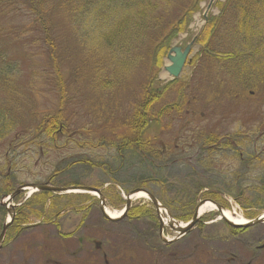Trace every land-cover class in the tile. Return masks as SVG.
I'll use <instances>...</instances> for the list:
<instances>
[{
	"label": "rangeland",
	"instance_id": "1",
	"mask_svg": "<svg viewBox=\"0 0 264 264\" xmlns=\"http://www.w3.org/2000/svg\"><path fill=\"white\" fill-rule=\"evenodd\" d=\"M48 3L51 5L53 1L49 0ZM227 4L228 0H197V9L190 15L192 20L188 27L172 36L170 50L176 46L184 49L198 38L179 78L174 80L164 70L169 65L167 56L170 51L163 58L162 65L155 68L157 79L154 84L157 92L161 94V89L168 88L167 92L160 95L162 99L156 108L171 107L173 111L175 108L183 111H171L162 120L161 126L158 123L153 126L149 124L144 138L153 145L165 144L171 148L177 145L178 138L189 140L192 132L198 130L228 138H233L241 131L249 134L250 142L256 140L254 131L264 122V54L256 57L251 65L244 59L243 68L240 69L239 65L240 70L234 73L225 70L219 72L217 66L220 65L216 58L204 54L209 49L208 44H211L210 50L215 45L213 49L216 48L218 52L233 51L227 25L233 23L234 16L228 13ZM8 10L11 9L0 7V57L5 58L6 64L11 66L10 74L7 75L8 86L0 90V103L6 107L7 113L10 111L8 116L17 118L18 123L0 147V164L5 162L7 154L13 160L10 178L12 184L17 185L13 189L32 183L45 184L59 172L51 181L57 187H65L62 185L70 181L84 183L86 187L102 184L103 188H98L100 190H109L111 188L107 187L114 185V193L117 192L125 200L129 193H125L122 188L130 189L135 179L144 176V171L131 167L121 171L120 177L116 175L114 178L106 171L116 163L115 157L119 155L116 146L126 144L118 139L120 134L125 133L122 119L131 117L133 109L137 107V98L140 100L143 92H149L150 79H147L146 69L131 74L129 86L119 89L118 94L111 97L100 93L86 77L88 65L83 63L85 52L81 38L69 18L66 19L64 13L59 11L54 16L56 26L51 31L50 40L55 44L61 79L66 82V91L63 92V86H59L62 83H57L51 68L47 45L33 28L27 10L19 14L9 13ZM209 17L219 21L211 31L215 36L204 44L200 39L204 36ZM220 21L225 23L219 27ZM224 56L228 57V54ZM227 64L231 65L232 62L227 60L221 67ZM78 67L84 72L71 79L72 71ZM57 114L64 118L69 129L67 131L71 133L69 140L58 138L54 142L34 134L35 127L42 120ZM186 123L190 126L184 132L182 127ZM84 131L93 137L77 135V132ZM31 140H34V144L25 146ZM253 149L251 146L249 151ZM175 151L173 155H181ZM243 151L247 152V149L240 148V152ZM188 154L177 158L180 164L174 168L168 166L161 175L157 174L158 169L152 167L151 172L146 171V174L150 173L153 179L160 176L171 182L183 177L190 179L195 162L194 154ZM230 154L215 158L218 165L215 166L214 174L209 176L211 179L207 178L217 185L215 190L224 189L221 193L224 194L222 197L226 210L232 212L235 218L254 220L264 214V210L260 209L264 206V168L258 160L253 162L250 169L247 165L243 167L239 154ZM81 160L91 164H73ZM251 161L248 160L249 164ZM92 163L103 165L97 168ZM5 166L3 173L7 174L8 165ZM219 172L226 175L220 176ZM150 189L157 191L159 188L151 184ZM238 194L242 195L239 199L243 205L236 200ZM28 195L29 191H26L15 199L14 204L25 203L29 199ZM245 200L261 205L254 209L248 208ZM143 201L149 202L146 198H137L133 206H143ZM202 201L214 200L200 199L197 206ZM99 204L98 199L89 201L86 210L68 209L50 222L31 218L27 225L31 226L30 229L23 233L18 243L14 238L6 240L4 248L0 250V264H100L97 244L107 251L121 245L130 249L133 256L125 264H264V249H260L264 245V224L235 234L230 229L233 227L219 220L217 210L207 211L200 225L182 239L167 244L160 237L159 223L156 226L147 217L108 222ZM107 204L111 211L117 212H121L126 205L116 209L111 207L108 199ZM19 209L21 211L22 207ZM248 215L255 217L250 219ZM8 218L7 211L0 209V225ZM165 219L168 220L166 215ZM34 225L37 226L34 228ZM56 225L60 226V230ZM63 234L70 237H64ZM177 236L175 230L169 226L165 228V239L173 240Z\"/></svg>",
	"mask_w": 264,
	"mask_h": 264
},
{
	"label": "trees",
	"instance_id": "2",
	"mask_svg": "<svg viewBox=\"0 0 264 264\" xmlns=\"http://www.w3.org/2000/svg\"><path fill=\"white\" fill-rule=\"evenodd\" d=\"M52 1L53 3L49 5V0H0V7H8L11 9L8 10L9 13L12 14H19L27 10L29 17L33 21V28L36 29V33L47 45L50 53L51 68L57 77V83H62L59 86H63V92L66 91V82L61 79V73L57 66L58 58L55 54V44L50 40L52 39L51 31L56 26L54 16L59 11L63 12L65 18H69L75 26L76 33L84 45V48H82L85 52L83 63L85 62L88 65L86 77L88 76L90 83L96 89H99L100 93L108 94L112 97L114 94H118L117 91L119 89H127L126 87L130 84L129 77L131 74L142 69H146L147 79H150L148 83L149 92L148 90L146 93L143 92V97L140 100H138L136 95L137 107L133 109L132 116L122 119V127H125V133L120 134L118 139L122 140V143L126 142V144L116 146L118 147L119 155L115 157L114 162L116 163L110 166L111 168H108L110 171H106V174H111L114 178L116 175L120 177L122 175L121 171L128 170L131 167L140 171L143 170L144 176L137 180L135 179L131 188L133 190L142 188L149 191L170 211L175 219L181 222L187 223L193 218L200 199L214 200L226 208L222 195L210 190L215 189L214 187L217 185L209 182L207 178L215 172V158L224 156V154L216 153V149H208V146L217 144L216 140L213 139L217 137L215 133H207L201 130L192 132L189 140L182 141V138H178L177 148L175 146L170 148L169 146L168 149L163 146H155L153 145L154 143L144 138L145 130L149 128V124L153 126V124L158 123L161 126L162 120L174 109H171V107L156 108V104L162 97L160 95L167 92L168 88L164 87L161 89V94L157 92V86L154 84L157 79V73H154V71L155 68H159L162 65L163 58L170 51L169 45L172 36L185 31L190 24L192 20L190 15L197 9V0ZM227 10H230L228 13L234 16L233 23L229 26L227 25L228 39L232 44L231 50L233 51L218 52L216 48L213 49L215 45L210 50L211 44H208L207 47L209 49L204 54L216 58L217 63L220 65L217 66L219 67V72L225 70L229 73H234L243 68L244 59L251 65L256 57L259 58L264 54V0H228ZM218 21L219 19L217 18L209 17L204 36L200 39L201 43L207 44L210 37L215 36L212 32L218 25ZM224 23L220 21L219 27ZM224 54H228V57H225ZM227 60H230L232 64L221 67L227 63ZM6 63L5 58L0 57V90L8 86L7 81L9 78L7 75L10 74L11 66ZM151 66L154 69H151ZM238 66L240 69H238ZM83 72L84 69L81 67L75 68L71 73V79L73 76H80ZM211 73H214V71ZM148 80L146 81V88ZM245 86L247 85L245 84ZM146 97L148 98L145 99ZM7 111L6 107L0 103V147H2L5 139L8 138L15 124L18 123V119L14 116L9 117L10 111L9 113ZM176 111L181 113L183 110L175 108L173 112L176 113ZM149 119L152 120L151 123ZM187 126H190L189 123L182 127L184 132L187 131ZM169 127L170 124L167 128ZM258 127L254 131L257 136L261 131H264V122ZM67 130L69 129L64 122V118L57 114L42 120L35 127L34 134L56 142L58 138L70 139L71 133ZM77 135L93 137L85 131L82 133L77 132ZM246 135L249 137V134H243V132L239 131L233 138L230 137L227 140V145L223 146L227 152H223L239 154V160L243 167L247 165V168L250 169L254 165L253 162L258 160L264 168V159L260 160L261 157H264V144H262L264 140L259 142L255 140L253 143L250 142L249 138L245 142L244 138ZM224 138L225 136L221 140H224ZM30 144H34V140L25 143V146ZM251 146L254 148L252 152L249 151ZM227 147L229 148L227 149ZM244 147L247 152H240V148ZM175 149L179 152V155L181 154V157L187 156L186 154L188 153L194 154L195 166L192 169L194 171L191 175L192 178L183 177L180 180L171 182L164 177L159 176L158 179H153L150 173L146 174V171L151 172V167L158 169L159 171L156 172L161 175V173L166 172L168 166L174 168L180 164V159H177L180 156L173 155ZM240 154H243V156L241 157ZM248 160H252L250 164ZM78 163L89 162L87 160L73 162L74 165ZM102 165L101 163H92V166L97 168ZM224 171L226 172L225 169ZM1 172L4 174V169ZM58 175L59 172H56L53 177ZM218 175L225 176L226 174L219 172ZM53 177L49 179V184L54 185L51 182ZM209 178L211 179V177ZM151 184H156L159 189L157 191L150 189ZM62 186H86V184L70 181ZM102 186V184L95 185L97 188H103ZM113 186L107 187L111 188L112 192L111 189H107V191L106 188L102 192L105 198L109 200L111 207L122 209L126 201L117 192L114 193L113 190L115 189H113ZM130 189L122 188L127 194ZM220 189V191L224 190L223 188ZM240 196L242 195L238 194L236 200L243 205L239 199ZM93 200L97 201L96 197L87 194L58 195L45 191L35 193L22 206L25 232L30 229L27 228V225H29L31 218L50 222L61 213L68 211V209H75L76 211L86 210V204ZM143 203L145 202L143 201ZM260 205L258 202L247 203V207L252 209L260 207ZM260 209L264 210V206L260 207ZM144 217L151 219L157 226V212L150 202H146L143 206H133L126 218L131 220ZM254 217L248 215L247 218L251 219ZM56 227L60 230L59 225H56ZM230 229L235 234L246 230V228ZM64 237H70V235H64ZM96 249L101 260L100 264H125L133 256L132 251L122 247V245L113 249L109 248L107 251L102 249L101 244H97ZM100 260L98 261L100 262Z\"/></svg>",
	"mask_w": 264,
	"mask_h": 264
},
{
	"label": "water",
	"instance_id": "3",
	"mask_svg": "<svg viewBox=\"0 0 264 264\" xmlns=\"http://www.w3.org/2000/svg\"><path fill=\"white\" fill-rule=\"evenodd\" d=\"M194 44L192 42L189 44L184 51H182L181 47H173L168 56L167 59L170 63L169 66L165 67V71L172 77V78H178L185 66L186 60L190 54L191 47ZM29 189H32V194L36 192H51L54 194H59V195H65V194H90L96 196L99 201H100V211L103 214V216L109 220V221H114V222H119L124 220L131 207L133 206L134 202V197L140 193H144L146 195V198L153 204L155 207V210L158 213V218H159V233L161 239L165 243H171L177 240L182 239L185 237L189 232H191L195 227L202 222V218L204 214H199V210L201 207H203L207 203H211L217 208L218 213L220 214L219 220L225 221L229 226L234 227V228H251L259 224H264V214L261 216L257 217L254 220L248 221L244 224H236L233 223L232 221L228 220L227 218L224 217L223 212H224V207L213 202V201H202L199 203V205L196 208V212L194 214V217L191 219L190 222L188 223H180L179 221L175 220L173 216L170 214L168 210H166L161 203L157 200V198L151 194L149 191L145 189H135L131 191L127 197H126V206L123 211H121L120 216L118 217H111L107 214V200L105 196L103 195L102 191L93 187H84V186H71V187H55V186H50L47 184L43 183H33V184H28L22 186L18 191H16L14 194L9 196L8 198L10 200L14 199L16 195H19L20 193L29 191ZM162 210H165V213L167 217L169 218V224H165L164 222V216L162 214ZM13 218V212H11L10 219L6 222L4 225L3 231L0 235V250L2 249L3 242L6 236V232L9 228V225L11 223V220ZM169 226L173 230H175L178 233L177 238L173 240H167L163 238L164 230L165 228Z\"/></svg>",
	"mask_w": 264,
	"mask_h": 264
},
{
	"label": "flooded vegetation",
	"instance_id": "4",
	"mask_svg": "<svg viewBox=\"0 0 264 264\" xmlns=\"http://www.w3.org/2000/svg\"><path fill=\"white\" fill-rule=\"evenodd\" d=\"M149 120H150V122L152 121L151 119H149ZM223 137L217 136V137L213 138V139L216 140L217 144L208 146V149H210V150L211 149H216L217 150L216 153L226 154V152H227L225 150L226 148H224L223 146L227 145L226 144L227 140H229L230 138L225 136L224 140H221V138H223ZM244 139H245V142H247V139H249L248 135H246ZM263 140H264V131H261L258 134V136L256 137V141L259 142V141H263ZM223 141H224V144H223ZM17 147L18 146H16V148ZM163 147L168 149L169 145H163ZM175 148H177V145H175ZM228 148L229 147H227V149ZM223 151H226V152H223ZM240 155H241V157L243 156V154H240ZM4 158H5V162L0 164V209H2L4 211H7L9 216L11 215V212H13V218H12L11 223L9 225V228H8V230L6 232V236H5V239H4V242H3L2 249L4 248V246L6 244L5 242H6V240L8 238H14V239H16V241L18 243L20 237L25 232V229H24L25 226L23 224V217H22V210L20 211V209H19V207H22L23 204H20V205H15L14 204L15 199L17 197L21 196L22 193H20L19 195H16L15 198L12 199V200L7 199L8 196L14 194L16 191L19 190V188L13 189V187L17 186V185L16 184L13 185L12 184V180L10 178V176L12 174L11 172H12V168H13L14 162H13L12 159L9 160V162H8V159H9V155L8 154ZM5 165H8V173L6 175L2 174V172H1L2 171L1 169ZM216 165H218V164H216ZM48 183H49V181H48ZM10 185H12V187H10ZM3 201H5V202H3ZM6 222L4 221L3 224L0 225V235H1L2 231H3L4 225L6 224ZM35 226H37V225H34L32 227L35 228ZM27 228H30V227H27Z\"/></svg>",
	"mask_w": 264,
	"mask_h": 264
},
{
	"label": "bare ground",
	"instance_id": "5",
	"mask_svg": "<svg viewBox=\"0 0 264 264\" xmlns=\"http://www.w3.org/2000/svg\"><path fill=\"white\" fill-rule=\"evenodd\" d=\"M29 190H30V192H32V189H29ZM137 198H146V195L144 193H140L134 197L135 200ZM216 209L217 208L214 205H212L211 203H207L203 207L200 208L199 214H204L207 211H215ZM107 214L111 217L120 216V212L111 211L109 208H107ZM223 215L225 218H227L228 220H230L236 224H244L247 222L244 218H235L233 216L232 212H230L229 210H224ZM164 222H165V224H167V223H169V220L164 219Z\"/></svg>",
	"mask_w": 264,
	"mask_h": 264
}]
</instances>
